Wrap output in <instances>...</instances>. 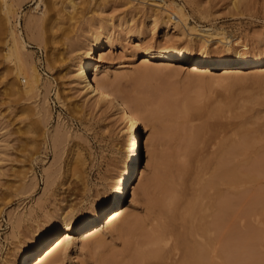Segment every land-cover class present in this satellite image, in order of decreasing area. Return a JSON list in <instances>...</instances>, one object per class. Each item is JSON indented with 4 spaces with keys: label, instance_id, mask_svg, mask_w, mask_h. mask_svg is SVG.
<instances>
[{
    "label": "rangeland",
    "instance_id": "obj_1",
    "mask_svg": "<svg viewBox=\"0 0 264 264\" xmlns=\"http://www.w3.org/2000/svg\"><path fill=\"white\" fill-rule=\"evenodd\" d=\"M6 1L9 24L0 1V264H6L51 216L65 212L77 216L90 209L108 193L129 157L128 126L118 109L74 88L71 63L84 49L80 36L98 20L111 22L114 31L113 45L100 50L101 64L110 68L111 79L119 82L125 97L145 104L139 124L145 144L140 178L135 182L136 192L127 195L124 211L113 224L82 243L71 240L63 246L61 259L53 262L47 258L42 264H110L108 259L114 257L126 260L142 238L141 232L160 212L155 198L163 186L172 182L181 194L180 207L194 191L197 162L205 166L207 177L225 157L241 175L215 186L231 205L226 222L231 252L228 259L215 258L214 263L264 264V168L258 162L264 153V68L254 73L234 68L225 72L223 68L214 76L208 66L195 73L189 65L142 62L132 35L138 28L142 43L202 50L194 35L165 29L159 21L152 25L148 2L155 0ZM178 1L184 3L190 25L223 32L233 47L246 43L251 50L264 48V0ZM11 22L16 23L15 30L25 44L20 53L23 66L29 68L31 62L40 73L38 89L27 95L13 89V84L18 85L17 58L6 52V45L11 44ZM222 45L212 40L206 49L215 51ZM158 95L179 101L188 98L193 110L170 112L157 101ZM215 108L221 115L213 117ZM208 121L211 132H204L191 156L186 155L181 148L184 137ZM243 129L252 140L237 153L224 152L227 143L241 138ZM148 177L154 183L145 192L141 187ZM127 213L135 214L137 225L129 234H122L118 227Z\"/></svg>",
    "mask_w": 264,
    "mask_h": 264
},
{
    "label": "bare ground",
    "instance_id": "obj_2",
    "mask_svg": "<svg viewBox=\"0 0 264 264\" xmlns=\"http://www.w3.org/2000/svg\"><path fill=\"white\" fill-rule=\"evenodd\" d=\"M0 1L9 24L10 6L6 0ZM73 1L69 0L72 4ZM148 4L151 6L148 5L150 7L148 11L152 25L155 26L159 21L165 29L171 27L180 34L194 35L193 37H197L201 42L202 50H193L179 45L142 43L143 34L138 28L132 35L140 48L138 54L142 62L189 65L190 70L195 73L208 66L207 68L214 76L218 74L216 70L223 68L225 72L227 68H234L240 72L250 69L253 73L264 68V48L251 50L247 48L246 43L233 47V41L223 32L212 27L190 25L183 2L155 0L149 1ZM15 27L16 23L13 25L11 22L8 30L11 44L6 45V52L7 55H14L17 58L15 78L18 85L13 84V89L19 94L27 95L38 89L41 78L37 67L31 62L29 68L27 67L28 70L23 71L27 68H25L26 65L23 66L20 53L25 48V44ZM111 27V22L98 20L95 25L82 33L80 38L84 43V49L78 52L71 63L75 71L73 83L74 88L80 90L87 98L95 96L99 101L118 109L121 119L128 126L126 141L129 157L105 196L94 201L90 209L77 216L65 212L63 215L48 218L45 224L29 237L28 241L20 244L6 264H42L47 258H51L53 262L61 259L63 246L71 240L75 239L77 243H82L89 236L100 233L103 227L113 224L119 214L124 211L127 195L136 192L135 182L140 178L138 177L140 176L139 164L143 147H145L139 133L140 119L146 113L145 104L125 97L119 88V82L111 79L110 68L101 64L100 50L111 47L114 43V31ZM126 32L128 33L129 29ZM212 40L220 41L223 44L221 49L208 51L207 45ZM77 50H80V46ZM234 74L239 75L235 71ZM156 99L163 102L170 112L173 111L172 109L193 110L188 98L179 101L169 96L158 95ZM219 112L221 110L215 108L211 114L213 117L219 116L221 115ZM196 128L193 129V133V130H190L181 143V148L188 156H191L194 147L198 146L195 144L200 143L204 132L210 131L213 126L208 121ZM240 137L236 142L227 143L228 145L223 149L224 152L237 153L252 140L253 136L243 129ZM198 140H200L199 143ZM223 150L220 147V153L221 151L223 153ZM258 162L264 168V153L259 156ZM197 163L192 183L194 191L190 199L180 208L179 195L181 194L174 189L171 181L167 182L155 198L159 202L160 212L154 217L149 228L141 232L142 238L132 248L126 260L109 258L110 264H215V258L226 260L228 256L230 257L226 222L231 205L229 200L222 198L215 186L228 179L239 178L241 173L236 165H230L226 157L216 164L207 177L204 172L205 166ZM177 165L182 169L186 168L184 163H177ZM244 175L249 176V173ZM153 183L154 178L148 177L141 190L148 191ZM136 225L135 214L127 213L118 230L122 234H129ZM98 242H101V239ZM218 242L220 246L216 249L215 244L217 245Z\"/></svg>",
    "mask_w": 264,
    "mask_h": 264
}]
</instances>
